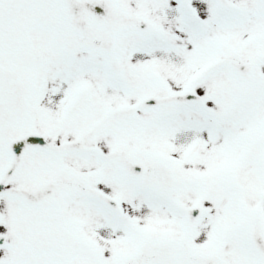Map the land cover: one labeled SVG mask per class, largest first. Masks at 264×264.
I'll return each mask as SVG.
<instances>
[{
    "label": "snow or ice",
    "instance_id": "obj_1",
    "mask_svg": "<svg viewBox=\"0 0 264 264\" xmlns=\"http://www.w3.org/2000/svg\"><path fill=\"white\" fill-rule=\"evenodd\" d=\"M0 264H264V0H0Z\"/></svg>",
    "mask_w": 264,
    "mask_h": 264
}]
</instances>
